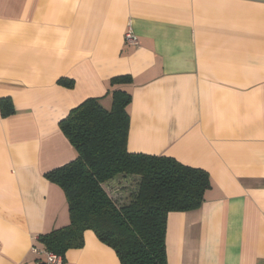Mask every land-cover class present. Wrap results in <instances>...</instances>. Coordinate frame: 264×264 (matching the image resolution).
<instances>
[{
	"label": "crops",
	"instance_id": "crops-1",
	"mask_svg": "<svg viewBox=\"0 0 264 264\" xmlns=\"http://www.w3.org/2000/svg\"><path fill=\"white\" fill-rule=\"evenodd\" d=\"M113 90L131 97L129 153L209 177L200 208L167 215L166 263L264 264V0H0V264H33L68 225L46 178L76 158L59 122ZM62 264L121 263L87 231Z\"/></svg>",
	"mask_w": 264,
	"mask_h": 264
},
{
	"label": "trees",
	"instance_id": "trees-1",
	"mask_svg": "<svg viewBox=\"0 0 264 264\" xmlns=\"http://www.w3.org/2000/svg\"><path fill=\"white\" fill-rule=\"evenodd\" d=\"M129 82L128 77L112 80V84ZM59 83L73 85L70 80ZM110 96V109L99 98H88L59 122L76 158L46 178L61 189L69 223L36 241L63 260L67 251L84 245V233L90 231L121 264H167V215L200 208L210 187L208 174L168 156L129 153L126 107L131 97L121 90L111 91ZM11 114L10 100L1 99L0 115ZM126 178H136L135 187L127 202L117 204L108 192L110 185Z\"/></svg>",
	"mask_w": 264,
	"mask_h": 264
},
{
	"label": "built area",
	"instance_id": "built-area-1",
	"mask_svg": "<svg viewBox=\"0 0 264 264\" xmlns=\"http://www.w3.org/2000/svg\"><path fill=\"white\" fill-rule=\"evenodd\" d=\"M125 41L128 45H137V39L132 34L130 29H128L125 34ZM30 252L35 257L36 264H62V258L60 256L45 251L41 246H39L36 239L30 248Z\"/></svg>",
	"mask_w": 264,
	"mask_h": 264
},
{
	"label": "rangeland",
	"instance_id": "rangeland-1",
	"mask_svg": "<svg viewBox=\"0 0 264 264\" xmlns=\"http://www.w3.org/2000/svg\"><path fill=\"white\" fill-rule=\"evenodd\" d=\"M135 181L128 180L124 182H115V185L110 187L109 194L117 204H122L128 201L129 193L135 187ZM123 185V186H122Z\"/></svg>",
	"mask_w": 264,
	"mask_h": 264
}]
</instances>
